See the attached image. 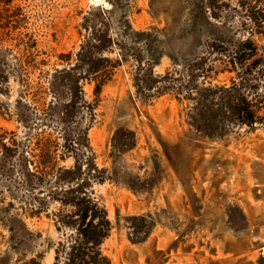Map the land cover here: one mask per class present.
<instances>
[{
    "label": "rangeland",
    "instance_id": "obj_1",
    "mask_svg": "<svg viewBox=\"0 0 264 264\" xmlns=\"http://www.w3.org/2000/svg\"><path fill=\"white\" fill-rule=\"evenodd\" d=\"M219 1L231 8L215 18L210 0H0V264L55 263L61 206L33 215L20 165L71 168L87 146L105 170L93 190L112 222V264L264 258V68L250 78L254 126L195 110L239 79L221 45L251 38L264 58L238 0ZM72 94L83 104L65 121Z\"/></svg>",
    "mask_w": 264,
    "mask_h": 264
},
{
    "label": "trees",
    "instance_id": "obj_2",
    "mask_svg": "<svg viewBox=\"0 0 264 264\" xmlns=\"http://www.w3.org/2000/svg\"><path fill=\"white\" fill-rule=\"evenodd\" d=\"M227 8H231V5L219 0H210L211 14L215 18L221 17ZM233 9L243 15V19L251 27V34L264 37V0H238V5ZM247 23H244L245 27H248ZM217 47L219 46L212 44V51L217 50ZM231 50L227 49L225 43L219 48L221 53L229 55L226 56L227 67L238 72L239 79H233L230 87L207 89L209 95L201 98H204L208 105L200 106L199 102L195 110L197 115L205 109L216 110L220 112L218 114L228 112L236 117L240 124L252 127L260 119L255 110V103H259L260 100L252 98L255 96L251 91L256 86L251 84L250 78L254 70L260 73L264 68V58L259 54L258 47L251 38L236 43ZM72 71L74 69H65L59 74L71 75ZM94 72L97 70L91 69L86 74L92 75ZM99 87L101 89V86ZM64 103L66 121L71 120L73 109L82 105L83 101L79 95L72 94ZM6 139L7 137L2 138L3 141ZM65 141L72 152L78 154L82 151L83 145L71 134H68ZM15 143L13 141L12 145L15 146ZM3 147L8 154L14 149L6 142H3ZM85 149V157L77 159L71 168L56 169L52 163L43 161L31 162L32 169L27 168L25 164L20 165L25 186L36 195V199H33L35 202L33 215L45 211L53 202L61 206L55 213V224L59 232L65 233L66 240L59 243L54 264H112V260L103 252V244L113 230L112 222L108 211L94 197L93 190L95 184H103L106 181L103 176L105 170L98 167L94 154L88 151L91 148L87 146ZM27 264L39 263L34 259ZM258 264H264V258L260 259Z\"/></svg>",
    "mask_w": 264,
    "mask_h": 264
},
{
    "label": "water",
    "instance_id": "obj_3",
    "mask_svg": "<svg viewBox=\"0 0 264 264\" xmlns=\"http://www.w3.org/2000/svg\"><path fill=\"white\" fill-rule=\"evenodd\" d=\"M104 5H105V6H109V3H108V2H104Z\"/></svg>",
    "mask_w": 264,
    "mask_h": 264
}]
</instances>
